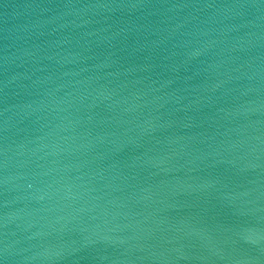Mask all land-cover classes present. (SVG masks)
I'll return each instance as SVG.
<instances>
[{
    "label": "water",
    "instance_id": "water-1",
    "mask_svg": "<svg viewBox=\"0 0 264 264\" xmlns=\"http://www.w3.org/2000/svg\"><path fill=\"white\" fill-rule=\"evenodd\" d=\"M0 264H264V0H0Z\"/></svg>",
    "mask_w": 264,
    "mask_h": 264
}]
</instances>
